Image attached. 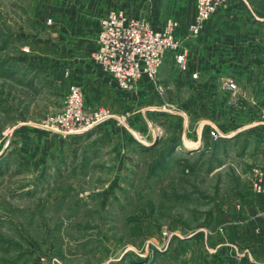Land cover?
Masks as SVG:
<instances>
[{
	"label": "rangeland",
	"instance_id": "1",
	"mask_svg": "<svg viewBox=\"0 0 264 264\" xmlns=\"http://www.w3.org/2000/svg\"><path fill=\"white\" fill-rule=\"evenodd\" d=\"M138 3L0 0V264H264V198L253 188L264 168V80L254 97L264 0H224L198 34H240L226 40L219 114L175 83L198 35L195 17L184 29L172 10L180 3L187 18L197 0ZM115 8L159 29L175 20L186 66L169 51L155 79L120 86L93 58ZM72 84L87 115L103 112L65 134L45 119ZM199 133L201 144L188 141Z\"/></svg>",
	"mask_w": 264,
	"mask_h": 264
},
{
	"label": "built area",
	"instance_id": "2",
	"mask_svg": "<svg viewBox=\"0 0 264 264\" xmlns=\"http://www.w3.org/2000/svg\"><path fill=\"white\" fill-rule=\"evenodd\" d=\"M224 0H197V10L189 30L198 35L205 27L211 15ZM177 22L168 19L163 28H155L144 17L130 13L125 8L109 10L101 19L97 34V48L93 54L94 60L101 67L114 75L122 87H133L142 78L153 80L169 51L175 52L176 60L186 66V51L179 49L175 37ZM197 74L194 73L195 77ZM231 90L237 89L234 80L225 81ZM82 92L78 85L69 87L66 101L62 108L45 119L48 127L62 133L78 132L92 125L94 117L100 113L87 115L84 111ZM215 139L219 133L211 131ZM253 188L264 195V168L255 169Z\"/></svg>",
	"mask_w": 264,
	"mask_h": 264
},
{
	"label": "crops",
	"instance_id": "3",
	"mask_svg": "<svg viewBox=\"0 0 264 264\" xmlns=\"http://www.w3.org/2000/svg\"><path fill=\"white\" fill-rule=\"evenodd\" d=\"M172 1L173 0H152L154 6L159 11L163 10L162 6H165L168 2L171 4ZM138 2L139 5H146L145 0H138ZM176 7L177 10L173 8L172 12L177 13L176 16L180 21L182 28L185 29L195 17L196 3L192 4L190 15L187 18L183 15L184 6L178 3ZM128 11L130 13L141 16V14L133 12V10ZM183 34L184 36H186V31ZM200 35L192 37V40H189L188 44H185L188 47L189 51V55L187 56V61L189 58V62L187 65L188 70L181 76H176L177 82L175 83L177 84V86H180L181 89H186V95L188 97H191L192 104L206 105L209 104L212 100V102L217 107V114H219L220 104H224L226 95L223 84L226 65V40H229L231 37L234 38L236 35L240 36V34L235 32L219 33L218 31H206L201 33ZM169 53H172L173 58H175V54L173 51ZM194 73L197 74L195 76L196 78L193 76ZM257 78L258 79L255 85L256 87L254 97L258 100V88L260 87V83H262V81L264 80V77L258 76ZM258 104L260 107H264V99L259 100ZM213 113H215V111H213ZM200 117H203L201 119L205 118L202 115ZM201 139L203 138L199 133V135H197V140L191 141L189 139L188 141L193 143L195 142L197 145H199L201 144ZM259 194L264 198L263 194ZM200 264L208 263L205 261H201Z\"/></svg>",
	"mask_w": 264,
	"mask_h": 264
}]
</instances>
